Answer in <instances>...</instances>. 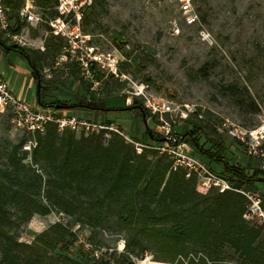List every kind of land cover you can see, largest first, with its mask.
Wrapping results in <instances>:
<instances>
[{"label":"rangeland","instance_id":"374dc122","mask_svg":"<svg viewBox=\"0 0 264 264\" xmlns=\"http://www.w3.org/2000/svg\"><path fill=\"white\" fill-rule=\"evenodd\" d=\"M16 1L24 2L11 0ZM190 1L197 16L192 25L180 12L177 0L99 1L83 22V32L90 38L87 45L101 60L90 67V78L82 71L77 57L63 59L67 43L52 35L47 24L35 29L24 23L20 33L27 45L23 47L39 53L42 59L40 73L47 103L88 105L95 98L99 107L104 103L107 109H116L77 107L69 111L76 118L96 120L97 114L103 122L115 124L134 141L125 140L137 152L140 145L155 143L152 136L163 139L161 128L169 124L193 156L207 163L215 174H223V165H211L197 152L189 137H184L193 131L189 122L199 123L204 129L195 135L199 144L206 150H212L209 141L220 144L230 165L250 174L260 168V163L247 156L237 141L221 136L217 129L229 120L246 129L264 132V0ZM37 11L46 21L55 13L54 5L49 8L37 5ZM14 21L12 32L18 27ZM0 39L15 46L5 40L1 30ZM7 66H11L12 73L15 67L21 69L16 90L25 85L24 94L31 100L35 80L26 73L32 69L28 60L10 52V57L3 61V68ZM135 102L147 110V125L141 112L119 111L134 106ZM61 115L68 117L64 112ZM74 133L77 139L97 134ZM103 138L106 143L111 137ZM35 141V136L16 131L7 117L0 118V157L4 148L22 142L23 151L31 153ZM30 162L28 158L26 163ZM198 184L203 187L201 182ZM256 193L264 198V186ZM59 221L68 224L70 218L57 213L34 216L21 229L20 241L33 242ZM73 231L78 241L70 246L68 254L83 263L101 264L96 257L107 251L121 253L124 249L126 235L114 220L95 233L80 226ZM87 240L92 246L84 245ZM155 263L151 255L137 261V264Z\"/></svg>","mask_w":264,"mask_h":264},{"label":"trees","instance_id":"16d2710c","mask_svg":"<svg viewBox=\"0 0 264 264\" xmlns=\"http://www.w3.org/2000/svg\"><path fill=\"white\" fill-rule=\"evenodd\" d=\"M99 1L103 0H95L94 7ZM56 3L37 0L43 8H55ZM22 4L8 1L18 23L15 32L24 27L16 15ZM0 42L28 60L41 85L37 97L41 106L117 111L104 103L99 107L95 98L88 105L47 103L39 53ZM134 110L148 120L139 102L119 109ZM189 123L193 131L184 137L211 165L224 166L219 175L237 190L256 193L257 184L264 183V171L259 168L249 174L230 165L225 148L214 141H209L212 150L204 149L195 139L203 126ZM104 135L103 131L77 139L74 132H59L50 125L45 134L35 136L31 153L23 151L24 142L4 148L0 157V264H86L68 254L78 241L73 228L87 227L95 233L112 220L126 235L124 249L107 251L109 257L95 256L101 264H137L146 255L163 264H264V230L244 218L248 200L243 194L203 188L195 175L188 178L185 170L174 171L168 155L147 148L138 153L114 132L105 143ZM28 158L30 163H26ZM52 213L65 215L70 222L54 223L31 243L20 241L21 229L34 216ZM84 245L92 246L89 240Z\"/></svg>","mask_w":264,"mask_h":264},{"label":"built area","instance_id":"2783aa9c","mask_svg":"<svg viewBox=\"0 0 264 264\" xmlns=\"http://www.w3.org/2000/svg\"><path fill=\"white\" fill-rule=\"evenodd\" d=\"M8 1L0 0V30L4 33V38L15 46L23 47L27 43L20 32H12L15 18L11 19L12 8ZM180 12L185 15V20L192 25L197 21L193 6L190 0H177ZM95 5V0H57L55 5V17L46 21L44 16L37 11V0H24L22 6L16 11L17 17L22 23H27L33 28H39L43 24L50 27V33L57 38H61L67 43L64 48V57H77L81 69L90 78V67L93 63H100L93 51L88 47L89 36L83 32V22ZM7 117L12 127L27 135H43L50 125H55L59 132H111L122 136L127 142L134 143L128 136L124 135L113 124L98 122L90 119H80L76 117H66L61 115V110L54 107H43L40 104L28 103L19 98L8 83L0 76V118ZM163 139L153 145H140L138 152L143 149H151L162 155H168L173 161L172 169L177 171L183 169L187 172V177L195 175L204 187H214L220 192L236 191L243 194L248 200L247 212L244 218L264 230V198L257 193L237 190L228 179L215 174L211 167L193 156L187 150V144L172 132L169 124L161 128ZM218 133L232 141H237L244 147L247 156L260 163V169L264 171V132L256 129H246L239 124L229 120L224 121L217 129Z\"/></svg>","mask_w":264,"mask_h":264},{"label":"crops","instance_id":"0c3cea01","mask_svg":"<svg viewBox=\"0 0 264 264\" xmlns=\"http://www.w3.org/2000/svg\"><path fill=\"white\" fill-rule=\"evenodd\" d=\"M10 52H14V51L8 50V49H6V48H4V47H2L0 45V76L8 83V85L10 86V88L13 90V92L19 98L25 100L28 103L39 104L38 98H37L38 97V87H37V84L38 83L36 81H32L33 82L32 83V87H33L34 92L32 94L31 100H27L26 99V95L24 94L25 93V88H26L25 85H23L21 88H19L18 90H16L17 89L16 86H17L18 79H19V76H20L19 73L21 72V69L15 67V69L13 70V73H12L11 66H7V67L3 68V61L7 57H10ZM26 73L30 76V78L32 80H35L34 77H33V70L32 69L31 70H26ZM61 112L67 113L68 114L67 116H69V117H74V115H71V113H70V112H73V111H69V110L64 111V110H61ZM94 118L98 122H103L101 120V117H99V115H97V114H95V117ZM113 125L115 126V124H113ZM222 171H224V169ZM250 173H251V171H250ZM257 185L260 188L261 186H264V183H258Z\"/></svg>","mask_w":264,"mask_h":264},{"label":"water","instance_id":"95a60500","mask_svg":"<svg viewBox=\"0 0 264 264\" xmlns=\"http://www.w3.org/2000/svg\"><path fill=\"white\" fill-rule=\"evenodd\" d=\"M0 45L2 47L6 48V49H9V47L7 45H5L3 42H0ZM37 87H38V92H39L40 91V87H41L40 82H38ZM136 107H138V109H141L140 106H136ZM54 108L57 109V110L62 109V107H60V106H55ZM143 119H144V121H145V123L147 125L148 123H147L146 117L144 115H143ZM148 134L150 136H152V131L150 129H148Z\"/></svg>","mask_w":264,"mask_h":264}]
</instances>
